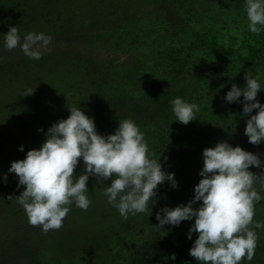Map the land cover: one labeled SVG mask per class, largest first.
Returning a JSON list of instances; mask_svg holds the SVG:
<instances>
[{
  "label": "rangeland",
  "instance_id": "obj_1",
  "mask_svg": "<svg viewBox=\"0 0 264 264\" xmlns=\"http://www.w3.org/2000/svg\"><path fill=\"white\" fill-rule=\"evenodd\" d=\"M5 6L17 16L11 19L21 35L44 32L53 42L40 60L7 51L3 34L12 21L0 16V264H139L143 258L171 264L170 257L174 264H199L189 255L198 234L187 238L194 220L158 229L155 217L165 206L192 199L204 148L225 141L264 161V142L252 145L243 134L249 118L243 105L223 99L232 84L245 85L248 72L259 77L256 99L264 104V31L247 30L244 0H0V9ZM177 96L199 105L197 119L187 125L174 120L170 101ZM150 98L159 106L148 116L140 107H151ZM77 105L101 135L124 119L135 121L150 158L160 155L162 170L174 173L178 187L158 185L148 210L124 221L103 194L110 180L98 184L89 177V208L69 205L63 226L44 233L8 199L24 186L16 187L15 174L6 182L3 177ZM249 170L260 175L253 187L262 197L253 220L264 224V173ZM83 172L81 161L74 175ZM254 230L255 255L240 264H264V227ZM168 241L179 249L161 253Z\"/></svg>",
  "mask_w": 264,
  "mask_h": 264
},
{
  "label": "clouds",
  "instance_id": "obj_2",
  "mask_svg": "<svg viewBox=\"0 0 264 264\" xmlns=\"http://www.w3.org/2000/svg\"><path fill=\"white\" fill-rule=\"evenodd\" d=\"M244 8L247 30L259 36L264 31V0H244ZM52 42V36L44 32L21 35L16 26H9L3 34L2 46L7 51L19 49L27 58L40 60L52 51ZM244 80L243 87L232 84L223 99L243 105L242 115L249 117L243 134L249 143L259 145L264 142V104L256 99L261 83L259 77L248 72ZM241 96L243 100L238 99ZM170 103L175 121L187 125L197 119L200 108L196 103L180 96ZM254 109L256 112L252 114ZM68 111L66 119L51 124L37 149L28 150L23 160L11 162L3 177L6 182L9 173L15 174L16 187L24 186L18 196L10 195L8 199L23 207L30 225L40 226L44 233L59 230L70 211L69 205L87 210L91 204L89 177L96 178L98 184L110 180L103 194L124 221L129 215L148 210L158 185L168 181L171 188L178 187L174 173L162 170L160 155L150 158L144 134L135 121L124 119L112 134L101 135L94 119L78 105ZM18 150L24 151V146L20 145ZM81 161L84 172L77 177L74 169ZM250 166L264 173V161L240 146L221 141L204 148L198 172L201 178L194 185L192 199L174 208L163 207L156 213V228L178 227L182 221L194 220L187 238L198 234L189 255L199 264L251 261L258 240L254 228L264 224L253 220L254 205L262 197L253 187L260 175L250 171ZM197 202L198 206L193 207Z\"/></svg>",
  "mask_w": 264,
  "mask_h": 264
},
{
  "label": "trees",
  "instance_id": "obj_3",
  "mask_svg": "<svg viewBox=\"0 0 264 264\" xmlns=\"http://www.w3.org/2000/svg\"><path fill=\"white\" fill-rule=\"evenodd\" d=\"M6 7V6H5ZM9 14H10V9L8 8V7H6V8H4V9H0V16H4L6 19H8V20H11L12 21V19L14 18V19H16V17L17 16H14V15H11V16H9ZM12 18V19H11ZM17 24V21H12V24H10L11 26H14V25H16ZM150 100H151V104H152V106L151 107H140V106H143V105H140L139 107L142 109L141 111H143V112H147L148 114V116H151V114H152V112H151V108H153L155 111L158 109V106H159V101L158 100H154L153 98H150ZM138 103H140V102H138ZM137 114V113H136ZM153 119V118H152ZM174 245H175V242L174 241H168L166 244H163L161 247L163 248V250L162 251H160L161 253H168V252H173V251H175V250H177V249H179L178 247L176 248V247H174ZM168 259V261L171 263V264H174V263H176V262H174V261H172V259H173V257H170V258H167ZM146 258H143L141 261H139V264H145L146 263ZM137 262L138 261H136L134 264H137ZM167 263V261H166V259H164V263L163 264H166Z\"/></svg>",
  "mask_w": 264,
  "mask_h": 264
}]
</instances>
